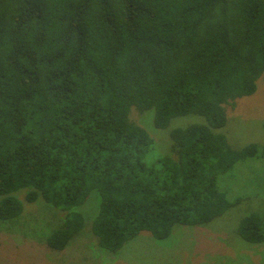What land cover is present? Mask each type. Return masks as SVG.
<instances>
[{
	"label": "trees",
	"instance_id": "trees-1",
	"mask_svg": "<svg viewBox=\"0 0 264 264\" xmlns=\"http://www.w3.org/2000/svg\"><path fill=\"white\" fill-rule=\"evenodd\" d=\"M263 77L264 0H0V220L22 214L14 194L27 190L62 213L46 237L62 252L97 190L92 232L112 254L142 232L164 241L212 223L242 201L229 199L240 179L221 177L264 160V146L234 149L218 131ZM132 109L154 111L158 129L187 115L208 124L172 131L154 157ZM238 233L264 244V214Z\"/></svg>",
	"mask_w": 264,
	"mask_h": 264
},
{
	"label": "rangeland",
	"instance_id": "rangeland-1",
	"mask_svg": "<svg viewBox=\"0 0 264 264\" xmlns=\"http://www.w3.org/2000/svg\"><path fill=\"white\" fill-rule=\"evenodd\" d=\"M263 78L259 80L255 94L237 100L235 107L228 108L227 125L218 130L225 134L234 149L249 144L264 146ZM154 119V111L142 115L137 111L132 113V121L152 137L154 157L168 153L172 131L208 124L202 116L187 115L172 119L165 129H158ZM249 162L255 161H247L244 167L237 165L220 179L222 187L240 179L231 189L229 199L232 202L242 199L223 216L206 226L177 225L164 241H156L149 232H142L118 254L101 249L92 232L101 204L97 190L78 209L85 218L84 229L62 252L51 250L46 243V237L62 225V213L43 199L29 203L27 190H20L14 195L23 204L22 214L15 219L0 220V264H264V244L247 243L238 233L246 216L264 214V180L261 179L262 183L249 181L248 184L253 173H264V160L257 168Z\"/></svg>",
	"mask_w": 264,
	"mask_h": 264
}]
</instances>
